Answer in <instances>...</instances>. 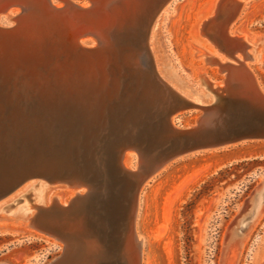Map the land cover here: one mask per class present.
<instances>
[{"label":"water","instance_id":"95a60500","mask_svg":"<svg viewBox=\"0 0 264 264\" xmlns=\"http://www.w3.org/2000/svg\"><path fill=\"white\" fill-rule=\"evenodd\" d=\"M138 1L143 7L136 11L135 0L62 7L0 0V17L15 10L0 24V200L35 179L83 190L63 214L53 208L40 223L62 240L57 258L64 264H143L136 218L146 185L181 157L264 140L263 87L228 90L226 75L225 88L202 106L159 76L154 58L144 55L148 44H128L126 28L107 22L109 35H98L101 19L136 11L147 39L152 19L174 0ZM38 41L47 51L37 49ZM195 109L192 123L177 122Z\"/></svg>","mask_w":264,"mask_h":264},{"label":"rangeland","instance_id":"374dc122","mask_svg":"<svg viewBox=\"0 0 264 264\" xmlns=\"http://www.w3.org/2000/svg\"><path fill=\"white\" fill-rule=\"evenodd\" d=\"M219 1L177 0L153 45L163 80L182 95L205 104L215 97L208 81L222 85L220 81L225 77L217 65L206 62L205 52H214L223 61L229 59L201 32L203 22L215 14ZM2 23H9L6 16ZM135 30L134 34L126 32L122 36L128 38V44H141V33ZM223 30L220 28L218 35L225 42H230L229 37L239 31L240 35L249 32V38H245L250 44L256 42L253 35L263 36L257 60L248 63L264 88V0L247 1L230 25L229 37ZM85 42L91 44V40ZM199 72L206 73L208 81L202 84ZM199 113V109L182 112L177 122L185 126ZM243 161L251 163L237 165ZM162 170L144 188L137 218L139 234L144 238V258L150 264H264V189L250 205L247 202L254 189L264 182V140L194 153L174 160ZM221 170L225 172L218 174ZM213 176L217 177L213 189L196 203L190 215L188 236L184 205ZM43 183L47 182L30 180L29 186L6 202V206L14 212L25 202L38 203L40 195H36L42 191H46V199L50 201L59 188L49 191L54 185L42 186ZM72 195L63 197V201ZM258 206L259 214L252 221ZM7 213V210L0 213V264H50L62 254L63 243L33 236ZM242 214L240 226L233 232L226 251L229 227ZM249 221L251 224L245 226Z\"/></svg>","mask_w":264,"mask_h":264},{"label":"bare ground","instance_id":"6f19581e","mask_svg":"<svg viewBox=\"0 0 264 264\" xmlns=\"http://www.w3.org/2000/svg\"><path fill=\"white\" fill-rule=\"evenodd\" d=\"M75 1L78 2L77 0H52L53 4L56 7H62L64 5V3H73ZM83 1H85V0H83ZM87 1L89 2V0H86V2ZM135 1L136 2L132 3V4L136 3L134 6L135 9L134 8L133 9L137 11L140 9V7H143V4H141V2L138 0H135ZM176 1L177 0H174L173 2L163 6V8L155 15V17L152 19L151 23L149 24L150 26H149V33L147 35V39L145 38L143 27L141 25L142 24V20H140L141 15L139 13L136 14V11H131V12H127V11H123V10L120 12L117 11L118 14H113L111 17H108V19L106 18L105 22L103 19H101L99 22L95 21L94 23L97 22V24H96L97 26H95V28L98 31V35L101 36V34H103L106 37L109 35V33L107 35V31H109V30L111 31L110 28L109 29L104 28L103 23L107 24V22H108L107 25H109L110 27L112 24H114L115 28L113 26L112 27L116 31L117 30H123L126 28L127 32L134 34V32L136 31L135 29H137V30L139 29L138 31L141 33L140 39L142 41H141V44H137V47L138 48L143 47V49H144L143 44H148L149 51H144L145 54L144 53L143 54L146 55L147 58H149L150 56L153 57L154 61L156 63V67L158 68V63H157L155 53H154L155 48L153 45H154L156 37L158 36L159 29L164 24V22L170 17V15L173 13V11H174L173 5L175 4ZM247 1H249V0H220L218 3V6H217L216 12L214 11L215 14L214 15L212 14L213 16L208 17L207 20L205 22H203V24H202V28H201L202 34L209 36L210 39L215 43L217 50L226 54L229 59L227 61H223L221 59V57L214 52H205L204 55H205V60L208 64L217 65L219 67L220 71H221V69L225 70L223 73L225 74V77L227 75L225 80H227L226 87L228 90H235V89L238 90L239 87L243 88V85H244V87H247V88L254 87L255 89H259L260 91L263 92L261 84L259 83V81L255 77V75L253 74V72L250 68V65L248 63L249 61L257 60L258 57H257L256 53L258 51L259 46L261 45L259 43L262 42L263 36L262 35H258V36L253 35V37H256V42H253V44H250L246 39V38H249V32H244V34L240 35L241 32L239 31L238 32L239 34L237 33L233 37H229V27L238 18V16L241 14V12H242ZM255 1H257V0H255ZM223 4H225V5L222 6ZM82 7H86V4H82ZM103 8H105V7L103 6ZM99 9H102V7ZM19 11H20V9H18L17 12H19ZM14 12H15V10H11L9 12V14L7 15V18L12 17ZM1 23H2V17H0V24ZM220 28L224 29L223 31L229 37L230 42H228V41L225 42L222 38H220V36L218 35ZM37 30L33 31V33H34L33 35L35 37L38 36L39 40H40V38H42V35ZM33 35H31V37L34 38ZM23 39H24L26 44L32 43V40L30 39V37H28V35L27 36L24 35ZM101 40L104 41V39H102V38H101ZM146 40H147V42H146ZM232 40L234 41L233 44L231 43ZM250 40H252V38ZM35 44H40L37 47L38 50L40 49L41 51H47V50H44L43 45H42V44H47L46 42L38 41ZM20 56H22V55L20 54ZM262 64L264 66V60H263ZM157 71H158V74L160 76L158 69H157ZM199 73H200L199 78H200V81L202 84L205 83L206 80L208 81V79H207L208 75L206 73H204V72H199ZM160 77L162 78V76H160ZM178 78H179V80L182 79L181 77H178ZM220 82L222 85H220L219 83H214V82L211 83L210 81H208V85L212 86L213 91L215 89V91L217 90L219 92L223 88H225L224 80H221ZM14 83H15V79H13V82L11 84H14ZM185 97H187V96H185ZM187 98H189V97H187ZM189 99L193 100L194 102H196L199 105L205 106V105L212 104L215 100V97H214L213 101L211 98L209 103H206V104L201 103V102H199L195 99H192V98H189ZM123 164L126 168H128V169L131 168L132 157H131L130 153H127L125 155ZM166 167H167V165L163 168V170ZM29 184H30V180L24 182L22 185H20L18 188H16L9 195L2 198L0 200V213H2L4 211L6 212V210H7V212H8L7 214H9L7 216H12L13 222L19 223V224L21 223V225H23V230H25V231L28 230L33 236L37 235L38 237L48 239V241H49V239L50 240L52 239V240H54V242H56L60 238L57 237L58 235L56 233H53L55 238H52V236L50 235L52 233L46 231L47 228L43 227V225L40 224L42 217L43 216H49L47 212L52 210L53 208H54V211H56V212L58 211V214H60V215L63 214L64 213L63 209L66 208V204L69 201V199L66 201H63V197L71 195V194H73L71 197H77V194H79V193L82 194L83 190L75 189V188H72L71 186L64 185V184H56V185L54 184V187H49L48 190L51 191V188L52 189L53 188L54 189L59 188V190L57 191L56 196L52 197L50 201H47V199H46V195H45L46 191L43 192L41 190L42 192H39V193L36 192V193H38L36 196L40 195V197L38 196V198H40L38 203H33L32 205H28V203L25 202L22 206L18 207V209L16 211H14V212L10 211L11 209L6 206V204H7L6 202H8L13 197H15L17 194L22 192L25 188H27L29 186ZM47 184L48 183H43L42 186H47ZM49 185H51V184H49ZM260 185H258L259 189L255 190V192L249 197V199L247 201L249 205L255 199L258 192L261 189H264V182H262ZM141 195L142 194H140V198H139L138 214H139V209H140ZM25 208H28V210H26ZM247 210H248V208H247ZM259 211H260V209L258 206L257 210L254 213V217L251 219L252 221H255V219L257 218V216L259 214ZM243 214L240 217L238 216L236 218V220L229 227L228 237L226 238V242H225L226 251L230 247V241H231V237H232L233 232L236 230L237 227L240 226ZM137 218H138V215H137ZM137 218H136V233H137L138 241H139L141 248H142V262H143V264H150L149 261L144 258V238H143V236H141V234H139V231L137 228ZM249 224H251L250 221L245 226H247ZM40 225H42V227ZM47 232L49 234H47ZM59 241L62 242V240H59ZM51 262H50L51 264H64L65 263V261L61 258H57L55 261H51Z\"/></svg>","mask_w":264,"mask_h":264},{"label":"trees","instance_id":"16d2710c","mask_svg":"<svg viewBox=\"0 0 264 264\" xmlns=\"http://www.w3.org/2000/svg\"><path fill=\"white\" fill-rule=\"evenodd\" d=\"M254 161V160H253ZM251 161H243L240 162L237 165L240 164H250ZM251 169V168H250ZM249 171V170H248ZM225 170H221L218 174H223ZM215 176L210 177L206 181H204L195 191L193 197L184 205L183 214L186 224V232L187 235L190 236L191 231V221H190V215L192 214V211L196 205V203L204 196H207L210 194V191L213 189V182L215 181Z\"/></svg>","mask_w":264,"mask_h":264}]
</instances>
